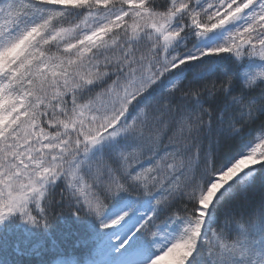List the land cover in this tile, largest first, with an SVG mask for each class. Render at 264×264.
<instances>
[{"label":"snow or ice","instance_id":"6c2138e0","mask_svg":"<svg viewBox=\"0 0 264 264\" xmlns=\"http://www.w3.org/2000/svg\"><path fill=\"white\" fill-rule=\"evenodd\" d=\"M0 264H264V0H0Z\"/></svg>","mask_w":264,"mask_h":264}]
</instances>
